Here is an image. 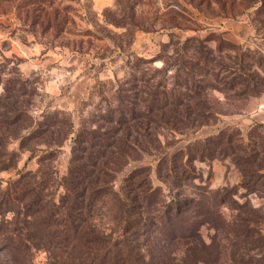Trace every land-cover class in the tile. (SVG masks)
<instances>
[{"label":"rangeland","instance_id":"rangeland-1","mask_svg":"<svg viewBox=\"0 0 264 264\" xmlns=\"http://www.w3.org/2000/svg\"><path fill=\"white\" fill-rule=\"evenodd\" d=\"M240 71L254 87L243 94L240 85L228 88ZM193 84L197 95L184 86ZM121 89L139 99L145 91H157L162 99L164 94L193 93L201 111L182 106L178 115L166 110L167 118L181 120L157 119L147 129L141 126L136 153L124 164L116 160L120 167L113 171L114 190L131 172L144 170L139 178L147 173L163 204L176 192L191 201L185 206L187 223L196 222L199 214L206 218L199 227L206 243L216 236L210 224L219 220L216 207L220 220L242 213L240 204L262 208L264 216V198L241 186L233 159L216 147L185 163L205 139L215 137L210 143L216 145V136L225 131L246 140L255 123H264V0H0V113L12 105L25 118L30 115L19 133L24 139L4 138L3 133L0 141V222L17 219L19 229L27 227L25 213L34 208L15 195L34 184L40 183L39 189L45 185L42 192L58 203L76 130L113 127L99 116L103 108L116 105ZM4 92L7 102L15 99V104H6ZM46 117L65 121L60 135L72 120L74 132L60 145L47 147L41 132ZM26 131L40 136L27 139ZM172 165L180 178L167 175ZM221 195L223 202L216 206ZM6 198H14L6 206L12 210H4ZM104 202L100 222L109 221L115 211L110 197ZM222 243L226 258L229 246ZM31 254L33 264H50L44 248Z\"/></svg>","mask_w":264,"mask_h":264},{"label":"trees","instance_id":"trees-1","mask_svg":"<svg viewBox=\"0 0 264 264\" xmlns=\"http://www.w3.org/2000/svg\"><path fill=\"white\" fill-rule=\"evenodd\" d=\"M244 74L242 71L236 72L228 88L242 86L239 94L252 90L254 87L245 83L248 76ZM184 86L197 95V85ZM126 90L121 89L124 96L116 95V105L103 108L105 113L99 116L100 120L113 127L107 130H101V126L76 130L75 146L72 147L69 165L60 183L63 192L57 204L42 192L45 185L39 189L40 183L30 186L27 192L15 195V199L20 197L26 207L34 209L26 211L24 222L27 227L22 229L18 228L20 220L17 219L7 221L8 224L0 222V264H33L31 250L38 248L48 252L50 264H264L262 208L240 204L238 207L243 209L240 210L242 213L226 221L224 218L220 220L222 214L216 207V218L219 220L210 222L216 236L206 243L199 233V227L206 218L199 214L196 222L187 223L190 219L186 216L184 219L185 206L191 201L186 202L188 199H181L178 196L180 192H176L170 195L167 204H163L164 200L158 197L160 190L152 185L147 173L139 178L144 170L131 172L124 178L118 191L113 189V171L120 167L116 160H123L121 164H124L128 155L136 153L133 147L141 134V126L147 129L157 119L168 121L171 117L165 116L166 110H177L178 115L190 107L197 114L201 111L197 107V96L193 93L186 96H179V92L170 96L164 94L162 99L157 91L153 94L145 91V96L139 99L126 95ZM5 92L2 94L6 104H15V99L7 102ZM191 101L194 102L191 106L186 104ZM4 110V113H0V128L5 129L0 130V141L8 136H20V131L26 127L24 121L30 119V115L27 114L25 118L24 111L12 105ZM180 118L174 115L171 119L179 121ZM69 121L67 131L60 135L62 129L59 126L64 128L65 121L46 117L41 129L45 134L42 143L47 147L60 145L66 135L74 132L73 121ZM26 132L27 139L40 136V133ZM3 133L7 134L4 138ZM245 135L246 140L243 134L234 137L233 132L226 134L223 131L216 136V145L210 143L215 137L207 138L198 144L195 152L187 155L185 163L198 153V157L202 158L209 154L208 150L216 147L220 154L233 159L241 174V186L264 198V123H255ZM20 137L24 139L25 136ZM4 145L1 144L2 147ZM175 167H168L170 174L167 175L180 178ZM45 173L42 172V176ZM26 194L29 195L28 199ZM223 195L219 196L216 206L223 202ZM107 197L112 200L111 207L114 206L115 211L109 221L100 222L101 208ZM13 199L2 201L4 210H12L6 206ZM191 199L192 202L195 200ZM50 205L55 209H50ZM246 213H250V216ZM9 226L10 229H7ZM221 240L229 246L230 253L226 258L222 255Z\"/></svg>","mask_w":264,"mask_h":264}]
</instances>
